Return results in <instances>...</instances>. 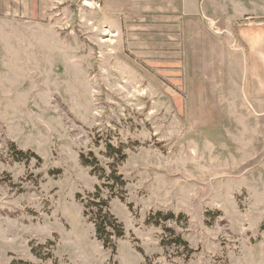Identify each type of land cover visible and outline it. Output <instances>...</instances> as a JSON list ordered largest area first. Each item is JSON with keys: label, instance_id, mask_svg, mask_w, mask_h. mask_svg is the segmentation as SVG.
I'll use <instances>...</instances> for the list:
<instances>
[{"label": "rangeland", "instance_id": "rangeland-1", "mask_svg": "<svg viewBox=\"0 0 264 264\" xmlns=\"http://www.w3.org/2000/svg\"><path fill=\"white\" fill-rule=\"evenodd\" d=\"M81 1L0 0V264H264V0Z\"/></svg>", "mask_w": 264, "mask_h": 264}, {"label": "crops", "instance_id": "crops-1", "mask_svg": "<svg viewBox=\"0 0 264 264\" xmlns=\"http://www.w3.org/2000/svg\"><path fill=\"white\" fill-rule=\"evenodd\" d=\"M184 4L188 9H191V14H201L211 19H216L224 14L238 16L242 13L244 6L247 9L250 8V5H244L242 0H184Z\"/></svg>", "mask_w": 264, "mask_h": 264}, {"label": "built area", "instance_id": "built-area-1", "mask_svg": "<svg viewBox=\"0 0 264 264\" xmlns=\"http://www.w3.org/2000/svg\"><path fill=\"white\" fill-rule=\"evenodd\" d=\"M81 6L84 9H90V10L98 11L101 9L102 2L100 0H82Z\"/></svg>", "mask_w": 264, "mask_h": 264}]
</instances>
